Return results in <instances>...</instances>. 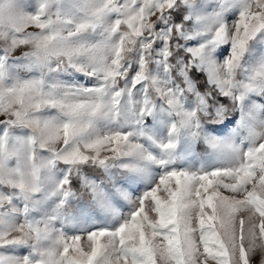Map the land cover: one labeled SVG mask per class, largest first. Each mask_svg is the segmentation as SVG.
I'll return each mask as SVG.
<instances>
[{
	"label": "snow or ice",
	"instance_id": "obj_1",
	"mask_svg": "<svg viewBox=\"0 0 264 264\" xmlns=\"http://www.w3.org/2000/svg\"><path fill=\"white\" fill-rule=\"evenodd\" d=\"M0 264H264V0H0Z\"/></svg>",
	"mask_w": 264,
	"mask_h": 264
}]
</instances>
